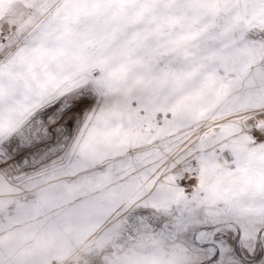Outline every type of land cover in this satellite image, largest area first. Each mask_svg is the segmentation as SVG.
<instances>
[{
  "label": "snow or ice",
  "instance_id": "obj_1",
  "mask_svg": "<svg viewBox=\"0 0 264 264\" xmlns=\"http://www.w3.org/2000/svg\"><path fill=\"white\" fill-rule=\"evenodd\" d=\"M5 195L97 264H264V0H0Z\"/></svg>",
  "mask_w": 264,
  "mask_h": 264
},
{
  "label": "rangeland",
  "instance_id": "obj_2",
  "mask_svg": "<svg viewBox=\"0 0 264 264\" xmlns=\"http://www.w3.org/2000/svg\"><path fill=\"white\" fill-rule=\"evenodd\" d=\"M40 219L22 217L12 223L3 221L5 231L0 232V237L10 240L16 257L14 264H97L100 253L93 250V242L107 225L100 226L82 239L78 236L75 221L71 225L55 223L39 229L32 227ZM104 255L110 257L111 250H106Z\"/></svg>",
  "mask_w": 264,
  "mask_h": 264
}]
</instances>
